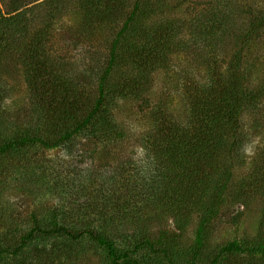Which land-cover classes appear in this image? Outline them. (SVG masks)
Masks as SVG:
<instances>
[{
	"label": "trees",
	"instance_id": "obj_1",
	"mask_svg": "<svg viewBox=\"0 0 264 264\" xmlns=\"http://www.w3.org/2000/svg\"><path fill=\"white\" fill-rule=\"evenodd\" d=\"M204 4L191 21L163 18L176 5L169 0H7V8L0 6V73L2 59L18 56L34 119L0 134V184L12 173L41 186L52 178L61 200L42 216L30 212L26 226L0 208V264H71L77 255L66 246L82 241L98 251L100 264H225L231 256L238 259L232 264H264V231L218 242L204 255L215 217L237 225L258 198L264 224V144L250 171L237 176L244 148L264 126V0ZM67 14L71 25L58 26ZM181 23L185 36L178 40ZM58 28L62 41L87 57L94 71L88 83L49 53ZM191 45L200 50L196 62L205 75L185 70L175 79L185 117L151 109L140 159L113 166L83 148L125 138L128 130L115 115L119 102L147 107L152 73L169 69L175 46L186 52ZM93 52L103 53L100 63L88 56ZM1 94L2 87L0 103ZM76 145L75 155L93 164L84 172L35 168L30 148L69 152ZM232 202L242 209L229 210ZM193 217L194 239L181 243ZM164 219L173 221L177 239L165 228L152 229Z\"/></svg>",
	"mask_w": 264,
	"mask_h": 264
},
{
	"label": "rangeland",
	"instance_id": "obj_2",
	"mask_svg": "<svg viewBox=\"0 0 264 264\" xmlns=\"http://www.w3.org/2000/svg\"><path fill=\"white\" fill-rule=\"evenodd\" d=\"M169 1L174 2L176 5L169 12H165L162 15L163 18H177V20L180 21L181 19L191 21L196 13L205 5L204 0ZM6 2L0 1L2 10L7 8ZM71 22L72 20L69 18V14H67L62 18L58 26H70ZM180 26L183 28L177 35V39L183 40L185 36V26L183 23H181ZM60 33H62V29L59 30L58 28L54 30L51 40L52 44L50 43L48 45L50 48L49 53L52 51L56 56L61 57L62 60L55 59V62L60 64V66L63 62L66 64L65 67L67 69L74 71L75 74L79 73L82 79L88 83L92 79L94 71L92 72L93 69L88 70L89 63L86 60L87 57H83L82 54L80 55L79 52L77 53L78 50H73L71 45L63 42ZM175 48L177 52L171 55L168 65L169 69H160L152 73V87L147 94V107H142L137 101L135 102L133 100L119 102L115 115L119 120L123 121L128 130L127 136L115 144L99 143L94 145L84 143V147L82 146L83 144L80 146L87 150L93 149L96 158L102 156V161L106 160L110 162L111 165L115 166L116 162L119 160L133 161L141 158L142 137L146 126L148 127L150 124L151 109L163 106L168 110L171 109V111H174L177 115L185 117L186 104L184 101L183 89L181 85L175 83V79L179 73L185 70H191L192 76L198 77L205 75V72L203 71L204 68L197 63L200 57L199 49L193 45H191L190 49L186 50V52H181L182 49L178 46H175ZM91 55L93 58H96V64L100 63L103 58L102 52H93V54L91 53L88 56ZM1 66L3 67L0 73V88L2 87L0 108H3L5 112L1 113L2 116L0 117V134H6L17 128L22 129L29 126L31 122H34V119L31 113V92L25 79V70L23 65L18 61V56L14 55L13 57L2 59ZM97 66L100 67V64L96 65V67ZM61 67L63 68L64 66ZM75 74L70 72L69 76L73 78ZM247 122H249V120H247ZM263 144L264 126L259 128L257 133L252 134L251 141L246 148H244L243 155L245 163L239 170L237 174L238 177L250 171L257 159L256 152H259ZM246 149L250 150L251 154H249V151H246ZM30 150L34 151L33 162L36 163L35 168L39 170L42 168L49 172L65 173L74 169L78 170V172H84L86 168L93 165L91 164L90 158L87 156L79 158L78 155H75L80 152L79 145L72 147L69 152L59 147L42 150L30 148ZM12 174V176L9 175L6 177L5 181L0 184V208H6V211L13 212L8 213L12 218L20 216L17 221L19 226H26L30 212L34 211L42 216L43 212L61 201L59 198H56V193L54 192L55 187H53L54 190L51 189L55 179L51 177V179H48L45 177L42 179L41 186L39 185L38 179L34 180L32 176L26 178L19 173ZM46 181L49 183H45ZM227 206L229 210L242 209V205L239 203L232 202V204H227ZM261 210L262 204L260 200L256 198L244 208L241 220L237 225L229 222L230 219L227 220L226 218L222 219L221 217H215L209 225L212 229L208 234L209 241L204 248V255L209 258L213 245L218 242H225L233 238L255 237L257 233L264 231V224L261 220ZM196 223L197 218L193 217L189 225L182 230L179 239L181 243L191 244L194 239L193 231L195 230ZM153 228L155 231L160 228H165L167 233L172 234L171 238L177 239L179 237V235H176L178 234V230L175 228L171 219H164L162 223L154 225L152 229ZM66 248L69 249L70 256L77 255L72 258L71 264H100L101 255L85 241L71 244L70 246H66ZM206 252L208 253L206 254ZM238 258L241 259V257ZM236 261H238V259L235 256H231L226 259L225 264H232Z\"/></svg>",
	"mask_w": 264,
	"mask_h": 264
},
{
	"label": "clouds",
	"instance_id": "obj_3",
	"mask_svg": "<svg viewBox=\"0 0 264 264\" xmlns=\"http://www.w3.org/2000/svg\"><path fill=\"white\" fill-rule=\"evenodd\" d=\"M246 151H249V154H251V151H250V150H247V149H246Z\"/></svg>",
	"mask_w": 264,
	"mask_h": 264
}]
</instances>
